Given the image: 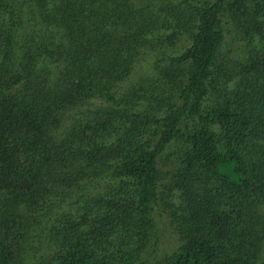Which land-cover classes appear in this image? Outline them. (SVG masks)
Masks as SVG:
<instances>
[{
    "label": "trees",
    "instance_id": "16d2710c",
    "mask_svg": "<svg viewBox=\"0 0 264 264\" xmlns=\"http://www.w3.org/2000/svg\"><path fill=\"white\" fill-rule=\"evenodd\" d=\"M0 264H264V0H0Z\"/></svg>",
    "mask_w": 264,
    "mask_h": 264
},
{
    "label": "rangeland",
    "instance_id": "374dc122",
    "mask_svg": "<svg viewBox=\"0 0 264 264\" xmlns=\"http://www.w3.org/2000/svg\"><path fill=\"white\" fill-rule=\"evenodd\" d=\"M214 128H215V130H216L218 133H220L221 130L219 129V126H215ZM162 167H163V166H162ZM163 168L165 169V167H163Z\"/></svg>",
    "mask_w": 264,
    "mask_h": 264
}]
</instances>
